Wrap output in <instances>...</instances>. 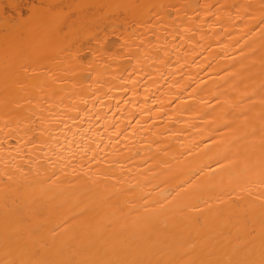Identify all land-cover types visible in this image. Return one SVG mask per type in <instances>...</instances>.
<instances>
[{
  "label": "bare ground",
  "instance_id": "obj_1",
  "mask_svg": "<svg viewBox=\"0 0 264 264\" xmlns=\"http://www.w3.org/2000/svg\"><path fill=\"white\" fill-rule=\"evenodd\" d=\"M0 264H264V0H0Z\"/></svg>",
  "mask_w": 264,
  "mask_h": 264
}]
</instances>
